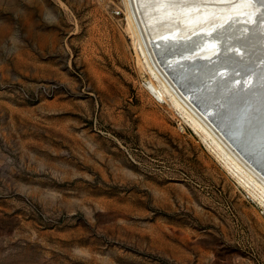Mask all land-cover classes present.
<instances>
[{
    "label": "rangeland",
    "instance_id": "1",
    "mask_svg": "<svg viewBox=\"0 0 264 264\" xmlns=\"http://www.w3.org/2000/svg\"><path fill=\"white\" fill-rule=\"evenodd\" d=\"M126 15L0 0V264H264V195L153 93Z\"/></svg>",
    "mask_w": 264,
    "mask_h": 264
},
{
    "label": "bare ground",
    "instance_id": "2",
    "mask_svg": "<svg viewBox=\"0 0 264 264\" xmlns=\"http://www.w3.org/2000/svg\"><path fill=\"white\" fill-rule=\"evenodd\" d=\"M124 4L150 89L264 195V0Z\"/></svg>",
    "mask_w": 264,
    "mask_h": 264
}]
</instances>
